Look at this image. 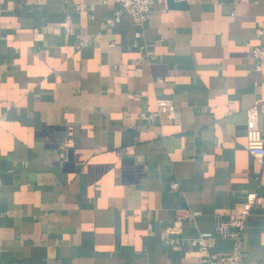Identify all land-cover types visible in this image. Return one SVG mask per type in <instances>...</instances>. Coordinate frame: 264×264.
I'll use <instances>...</instances> for the list:
<instances>
[{"label": "crops", "instance_id": "1", "mask_svg": "<svg viewBox=\"0 0 264 264\" xmlns=\"http://www.w3.org/2000/svg\"><path fill=\"white\" fill-rule=\"evenodd\" d=\"M257 27L264 0H157L135 45L112 0H0V264H201L251 192L242 258L264 264Z\"/></svg>", "mask_w": 264, "mask_h": 264}, {"label": "built area", "instance_id": "2", "mask_svg": "<svg viewBox=\"0 0 264 264\" xmlns=\"http://www.w3.org/2000/svg\"><path fill=\"white\" fill-rule=\"evenodd\" d=\"M118 3L122 9L128 12L137 28L134 31L135 45H138V38L142 35V28L147 22L152 7L157 0H112ZM171 3L180 4L185 0H167ZM258 34H264L263 27H257ZM147 54H151L149 51ZM250 54L255 60H262L264 58V45H250ZM156 103L159 112H166L173 115L175 112V105L166 98H156ZM261 107L263 105H260ZM259 105H254L249 109V125L247 130V150L264 161V136L258 124ZM172 186H177L176 182ZM263 199L256 193L251 192L246 195L245 200L236 204L234 211L227 219L217 217L215 223V231L221 235L228 237L232 241V247L228 254L218 255L217 253H206L201 258V264H246L242 258V244H243V230L246 223V218L254 204L262 203ZM195 215V212H192ZM211 231L201 232L198 237L190 239L193 245H199L202 248H207L208 243L204 238L210 236ZM52 264H59L54 262Z\"/></svg>", "mask_w": 264, "mask_h": 264}]
</instances>
